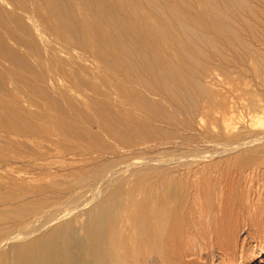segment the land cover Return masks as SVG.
<instances>
[{"label":"bare ground","instance_id":"6f19581e","mask_svg":"<svg viewBox=\"0 0 264 264\" xmlns=\"http://www.w3.org/2000/svg\"><path fill=\"white\" fill-rule=\"evenodd\" d=\"M219 87L245 99L247 120ZM195 127L237 139L213 146L239 149L225 161L235 176L205 151L124 176L151 159L128 150ZM255 170L264 0H0V264H212L225 209L235 226L264 222V196L237 190Z\"/></svg>","mask_w":264,"mask_h":264},{"label":"rangeland","instance_id":"374dc122","mask_svg":"<svg viewBox=\"0 0 264 264\" xmlns=\"http://www.w3.org/2000/svg\"><path fill=\"white\" fill-rule=\"evenodd\" d=\"M13 67H15L14 69H16V70H19L16 66H13ZM10 83H11V85H10ZM3 84H4V86H3L4 89L2 90V92L3 91H5V93L8 91L10 92L11 90H13V88H15L12 81L9 82V80H6L5 82H2V85ZM5 87L7 90H5ZM219 88H218L219 91L226 93L225 88H222V87H219ZM221 88L224 90H222ZM9 92L6 94H9L12 96V93L10 94ZM226 94H227V100L229 102V98L231 99V96L233 94L232 93H226ZM11 96H9V97H11ZM18 96L21 99L23 98V100H26L23 93H19ZM11 98H13V96ZM243 99L244 98H238L235 95H233L232 99H231L232 102H230L232 104L234 110H235V113L240 115V118L242 121L244 120V118H245V120H247V118H248L246 109L241 107V105L239 106V103L241 104L242 101L243 102L245 101V99L244 100ZM23 105H25L24 107H26L27 103L24 102ZM30 107H29L30 109H34V110L35 109L39 110L41 108L38 106V104H37V106H36V104L30 105ZM222 111H223L222 109H220V108L218 109V107H217L206 118V120L211 122V125L216 130L221 125V118H222V113H223ZM239 112H240V114H239ZM198 130H200V129L197 127L193 128V129H189V130H184L185 135H183V137L179 135L180 137H174V138L171 137V138H166L163 140H152V141H149L147 144H144L146 146L140 145V148L137 146L138 148L136 147V148L128 150V154H129L128 157L130 159L132 158V159L136 160V159L141 158L140 160L143 159V162H145V159H147V158H151V159H147L146 160L147 164L143 165V167H142V165H136V167L134 166V168L128 169L129 171L127 170L128 172L126 171L124 173V176H126V175L129 176V174H131L132 172H134V171L136 172L135 169L138 166L141 168L138 167L137 171H140L142 168L148 169L147 167L152 168V166L154 168V167H156V164H159V165H157V167L159 166L158 168L174 169V170H180L181 171V169H185L186 165L180 164V162L177 161L179 159L178 157L180 155H181L180 157H183L184 155H192L195 153H201L203 151L212 154V155L210 154L211 156L207 160L202 161V162L204 164H214V161H215V164L213 167V171H215L214 173L217 174V172H225L226 171L227 173L225 172V176L231 175V176H229V179L232 177V173H234L233 175L235 176L236 166H234L233 163H231L230 165H226L225 161L227 159H229L230 156H231V158L236 156L239 152L238 151L239 149L236 150L237 152L234 151V153L231 152L229 154L226 152H224V153L219 152L218 149L216 147H213V146H215L214 141H219L218 143L222 146H226V145L229 146L232 143H235V141L237 139H235L233 141L231 140V142H230L229 140H224V138H219V136H213L215 138H212L211 136H208L206 134L202 135L203 132L201 130L200 131H198ZM259 134L261 135L262 133H259ZM259 134L258 133H256V134L255 133H248V134L243 133L242 135H240V138L249 137V136L250 137H254V136L257 137V136H260ZM186 135H187V137H186ZM176 138H180V140L176 139ZM187 140L189 141L190 144L188 143ZM208 141L213 142L214 144L212 143L211 144L212 146H211L210 142H208ZM199 142H200V144H199ZM258 145H259V143L253 144L250 146L256 147ZM155 147H156V149H155ZM152 148H153V150H151ZM245 149L246 148H241L240 152L244 151ZM215 150L218 151V153H216ZM213 152H214V154H213ZM220 153L221 154L223 153V154L221 155ZM154 157L157 158V160L155 159L156 161H154V159H153ZM160 157H162L163 160L167 163H164V161ZM172 157L173 158L175 157L176 159L175 158L173 159ZM166 158H169L170 160L172 159L171 160L172 163L168 164L170 162V160L168 159V161H169L168 162V161H166L167 160ZM186 158L187 157H184L183 159H186ZM147 161L148 162L151 161L150 163L152 165L148 164ZM164 164H167V165H164ZM200 165H201L200 161H199V163L193 162L191 167L192 166L193 167H199ZM144 166H146V167H144ZM130 170H132V171L130 172ZM233 170H235V172ZM249 171L251 172L250 169H249ZM245 180H246V182L243 180L239 183V186L237 188L238 192L241 191L245 194L249 191V189H251L252 190V198L257 203H259L261 199L256 200L257 199L256 194L262 195V197L264 196V171L262 172L261 170H257V171L255 170L253 172V174L249 173V176L247 178H245ZM222 181H223L224 187H225V182H227V181L225 179H223ZM250 181H251V183H250ZM221 186H222V184H221ZM255 195H256V197H255ZM226 208H228V205L226 206ZM225 210H226L225 211L226 216L228 217L227 213L229 211H228V209H225ZM259 212H260V210L258 211V213ZM227 217L224 220H221V221L218 220L217 223L215 222L213 224L214 228H215L214 234H213L214 237L212 238L211 248L209 246V250L214 248L212 250V252L213 253L215 252V254H214L215 256L213 255L214 259L212 261L214 263H212V264H264V237H263L264 236V233H263L264 232V222L263 223L261 222V225L259 227H254V225L249 223L248 220L244 221V220L240 219L237 221V223H236L237 225L235 226V223H233L231 220H228ZM229 221H230V223H229ZM231 223L234 224L233 227H232ZM257 230H258V232H257ZM186 260L189 261V258L188 259L186 258ZM207 264H210V263L208 262Z\"/></svg>","mask_w":264,"mask_h":264}]
</instances>
